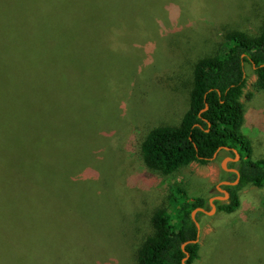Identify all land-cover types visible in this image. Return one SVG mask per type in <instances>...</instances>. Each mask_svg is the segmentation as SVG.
I'll return each instance as SVG.
<instances>
[{
	"label": "rangeland",
	"instance_id": "obj_1",
	"mask_svg": "<svg viewBox=\"0 0 264 264\" xmlns=\"http://www.w3.org/2000/svg\"><path fill=\"white\" fill-rule=\"evenodd\" d=\"M117 1L106 20H96L94 7L92 24L55 45L39 41L45 79L28 110L47 132L0 143L16 147L3 159L10 164L0 181L23 185L15 196L0 194L28 200L33 215L0 230V264H136L151 216L169 206L173 188L203 198L210 210L227 168L240 159L221 148L205 164L162 173L145 165L141 145L153 127L179 122L195 62L226 46L225 32L259 31L264 0ZM244 75L241 133L250 158L264 159V90L253 85L252 65L245 63ZM239 199L232 212L199 215L191 264H264V185L243 187Z\"/></svg>",
	"mask_w": 264,
	"mask_h": 264
},
{
	"label": "trees",
	"instance_id": "obj_2",
	"mask_svg": "<svg viewBox=\"0 0 264 264\" xmlns=\"http://www.w3.org/2000/svg\"><path fill=\"white\" fill-rule=\"evenodd\" d=\"M118 3L117 0H0V143L12 141L9 138L14 135L47 132V126L43 128L40 121H34L32 110H28L33 108L31 98L42 93L45 79V73L39 75L45 50L39 41L43 44L52 41L55 45L81 23L92 24L94 7L96 20L101 21L106 20L110 8L119 6ZM223 39L226 46L195 62L188 108L179 122L150 129L141 150L147 167L170 173L191 162L207 163L219 147H229L233 156L232 149H236L240 155L238 183L226 187L230 192L227 201L214 200L218 209L232 212L240 204L239 190L249 184L264 185V159L250 158L249 139L241 133L245 63L253 67L254 87L264 90V18L257 33L230 30L223 34ZM14 148H0V168L10 164L3 159L15 156ZM8 180L17 179L0 181V193L4 190L15 196V190L23 185ZM19 181L29 186L32 183L28 179ZM1 195L0 230L29 223L33 215L30 202L22 199L19 204L20 201ZM168 201L169 206L153 212L152 230L137 250L136 264H181L185 255L181 244L198 239L191 212L196 207L208 208L205 200L189 198L175 187ZM37 202L35 209L41 213L42 201L37 199ZM201 214V211L196 213V220ZM185 250L189 253L186 264H191L198 258V240L187 243Z\"/></svg>",
	"mask_w": 264,
	"mask_h": 264
},
{
	"label": "water",
	"instance_id": "obj_3",
	"mask_svg": "<svg viewBox=\"0 0 264 264\" xmlns=\"http://www.w3.org/2000/svg\"><path fill=\"white\" fill-rule=\"evenodd\" d=\"M206 108H207V104H205V108H204V109H206ZM221 148L229 149V147L222 146V147H219V148L217 149V151H218L219 149H221ZM232 150H233V152H234V154H235V158H240V155H239V153L237 152V150L234 149V148H233ZM217 151L213 154L212 158L216 155ZM233 159H234V158H233ZM233 159H232V160H233ZM227 169H229V168H227ZM230 170H233V171H235L237 174H239V172H238L236 169H230ZM237 181H238V180H235L234 182L222 181L221 183H223V184H236ZM218 189H220V188H218ZM220 190H222V192H224L225 195H224V196H221V195H215V196H213V197L209 200L210 210H206V209L203 208V207H196V208H194V209L192 210V212H191V217H192V219L194 220V222H195V224H196V226H197L198 234H199V223H198V221L196 220L195 215H196V213H197L198 211H201V212H204V213H210V212L214 211V210L216 209V205H215V203H214V200H223V199H225V197H228L229 193L227 192V190H225V189H220ZM197 240H198V239H195V240H189V241H185V242H183V243L181 244V248H182V250L184 251V254H185L184 257H182V259H181V264H186V260H187L188 257H189V253L185 250V245H186L187 243H189V242H196Z\"/></svg>",
	"mask_w": 264,
	"mask_h": 264
},
{
	"label": "flooded vegetation",
	"instance_id": "obj_4",
	"mask_svg": "<svg viewBox=\"0 0 264 264\" xmlns=\"http://www.w3.org/2000/svg\"><path fill=\"white\" fill-rule=\"evenodd\" d=\"M235 155V154H234ZM234 158V157H233ZM230 169H236L238 171V166L237 163H233V167H229V171L226 173L225 177H224V181H228V182H234L235 180L239 179V174H237L235 171L230 170ZM239 172V171H238ZM231 174H235V177L232 179L231 178ZM238 183V181H237ZM236 184H221L222 188L221 189H225L227 186H235ZM217 193H219V195L224 196V192H222V190H216ZM228 192V191H227ZM229 193V192H228ZM217 195V194H216ZM215 196V195H214ZM228 198H225L223 200H219V201H227Z\"/></svg>",
	"mask_w": 264,
	"mask_h": 264
}]
</instances>
